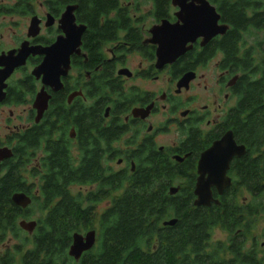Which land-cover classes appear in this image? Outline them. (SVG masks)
I'll return each mask as SVG.
<instances>
[{"label": "flooded vegetation", "instance_id": "obj_1", "mask_svg": "<svg viewBox=\"0 0 264 264\" xmlns=\"http://www.w3.org/2000/svg\"><path fill=\"white\" fill-rule=\"evenodd\" d=\"M180 1L188 11L184 15L188 27L190 23L204 22L202 14L207 3L218 15L217 26L226 30L206 41L201 30L194 27L187 35L189 40L183 53L172 63L159 66L158 44L154 43V35L160 33L157 29L165 23L183 25L177 16L180 8L173 0H0V46H6L0 47V56L11 51L16 56L22 48L27 53L25 64L15 68L4 81L0 108L19 105L29 108L26 117L16 119L18 125H6L9 134L0 136V150L7 149L12 154L0 161V167L22 147L23 178L29 194L37 195L43 165L52 151L68 155L75 170L82 163L87 165L88 160L95 161L97 173L104 178L110 174H132L140 159L159 155L183 171L181 186H189L193 194L202 154L227 133L232 134L237 146H244L237 142L234 130L243 81L250 82L253 76L246 67L247 61L253 60L250 53L254 35L252 31L235 32L228 43L230 50L226 42L233 26L224 18L223 7L226 9L225 6L237 1L246 21L254 17L261 20L264 1L224 0V6L222 0ZM252 27L247 22L241 28ZM2 30L9 34L4 37ZM77 41L78 46L69 55L68 68L60 66L64 73L60 77L61 89L43 88L49 99L36 122L33 104L43 85L32 76V71L46 59L52 47L74 45ZM184 76H189V80L178 87ZM19 89L31 91L23 102L13 99ZM11 120L9 112L6 123ZM36 129L40 132L35 137L32 133ZM252 162L253 155H247L246 148L242 156L232 157L225 174L229 185L221 193L211 186L212 201L200 208L233 205L238 210L245 208L247 219L252 220L249 207L253 198ZM244 171L247 183L239 178ZM98 186V181L71 186V192L78 194L74 201L86 206L89 203L86 197L95 194ZM243 194L246 197H239ZM104 195L96 197L97 215L109 207L110 200L106 192ZM194 200L193 194L192 204ZM99 206H103L100 212ZM21 221L35 220L19 219L17 226ZM95 229L76 233L97 234ZM34 231L1 230L0 264H23L24 255L32 248ZM222 231L229 236L228 241L216 243L227 248L231 235ZM249 234L250 231L241 236L238 232L232 238L240 236L246 251L253 250L255 242L256 251H263V227L262 242L256 237L247 241ZM71 243L72 237L67 254Z\"/></svg>", "mask_w": 264, "mask_h": 264}, {"label": "trees", "instance_id": "obj_2", "mask_svg": "<svg viewBox=\"0 0 264 264\" xmlns=\"http://www.w3.org/2000/svg\"><path fill=\"white\" fill-rule=\"evenodd\" d=\"M222 3L224 6V0ZM230 5L223 7L224 18L233 26L226 43H231L237 31H252L254 35L250 53L253 60L247 61L246 67L253 76L250 82L243 81L234 130L246 154L253 155V198L249 206L252 220L247 219L245 208L238 210L233 205L210 209L193 206L192 188L181 186L183 171L159 155L140 159L132 174H110L104 178L97 173L95 161L88 160L87 165L82 163L75 170L68 155L52 151L43 165L38 193L32 195L24 183V153L18 147L13 159L0 167V231L19 230V219L38 214L32 248L24 255L23 264H264V250L256 251L257 242L253 250L246 251L240 236L232 238L238 232L241 236L248 234L256 217L264 216V56L256 62L257 57L264 55L257 38L264 34V15L257 16L261 20L254 17L246 21L240 4L236 1ZM247 22L253 27L241 28ZM29 92L19 89L13 99L23 102ZM39 132L36 129L32 135L36 137ZM239 176L247 183V172ZM95 181L99 182L98 190L86 197L89 203H76L78 194H73L70 187ZM176 185L178 192L170 196L169 188ZM105 192L109 207L97 215L96 197L102 198ZM16 193L30 196L29 208L22 210L12 203L11 197ZM171 219L176 220L174 226L162 225ZM215 227L231 235L227 248L221 243H209ZM95 228L94 247L77 262L69 258L67 248L72 235ZM207 247L212 250L206 251Z\"/></svg>", "mask_w": 264, "mask_h": 264}, {"label": "water", "instance_id": "obj_3", "mask_svg": "<svg viewBox=\"0 0 264 264\" xmlns=\"http://www.w3.org/2000/svg\"><path fill=\"white\" fill-rule=\"evenodd\" d=\"M175 5H178L180 12L177 14L180 22L183 25H169L165 23L163 26L157 29L160 33L154 35V43L158 44L157 62L161 66L163 64L172 63L179 55L184 51V45L189 40L188 33L194 31L195 28L201 30V35L206 36V41L216 34H223L225 27H218V15L214 9L206 3V10L202 15L205 16L204 22H198L191 24L188 27L186 25V19L184 15L188 14V11L183 9L180 0H173ZM195 27V28H194ZM156 32V31H155ZM74 45H57L48 50L46 53V59L32 71V76L37 80H41L43 85L42 89L36 94L33 108L37 112L36 122H38L47 108V102L49 97L44 92V87H50L53 91L61 89L60 77L64 75L60 66H63L64 70L68 68L69 55L71 51L78 46ZM15 56L14 51L2 54L0 56V102L4 98L2 92L5 88L4 81L10 76L13 70L17 67L23 66L27 57V53L23 52V48ZM189 80V76H184L178 83V87L184 86ZM244 146H237L232 138L231 133H227L221 140L215 142L201 158L197 167V181L193 191L195 200L193 205L195 207L209 206L212 201L210 187L215 186L219 193L229 185V180L226 178V170L228 168L229 161L232 157H240L244 154ZM12 156L11 152L7 149L0 150V161L8 159ZM205 176H207L205 178ZM178 192L177 187H170L168 193L170 196L175 195ZM12 203L24 209L31 204V199L23 193H16L11 197ZM214 203L218 204L217 201ZM176 223L175 219L164 221L162 225L164 227H172ZM20 229L31 233L35 227V221H21L18 223ZM96 241L95 231H89L84 236L80 234L72 235V243L68 250V256L74 260H79L81 255L87 251H90Z\"/></svg>", "mask_w": 264, "mask_h": 264}, {"label": "rangeland", "instance_id": "obj_4", "mask_svg": "<svg viewBox=\"0 0 264 264\" xmlns=\"http://www.w3.org/2000/svg\"><path fill=\"white\" fill-rule=\"evenodd\" d=\"M264 1V0H263ZM4 34V37H6V34H9V32L7 30H2L1 31ZM258 41L262 43V46L264 47V36L263 35H259ZM250 44V43H249ZM2 47H6V46H0ZM261 48V50L264 48ZM264 55H260L259 57H257V63L261 60V58ZM28 106L27 105H19V106H12V107H1L0 108V136L5 135V134H9V132L6 130V125L9 124L10 127H12L13 125H18V121L16 120L17 118H22V117H26V113L28 111ZM9 112L12 113V117L13 120H11L9 123H6V120L9 116ZM169 138L167 139V141L169 142L171 139V136H168ZM76 191V190H75ZM245 196V194H243L242 196L239 197H243ZM246 197V196H245ZM103 206H99L98 207V212H100L102 210ZM38 217V214H34L30 220H36ZM263 227V220H262V214L258 215L255 219V223L253 224V228L252 230H250V234L247 235V241H250L251 238L256 237L258 239L259 242H262V238H261V229ZM96 230V229H95ZM80 233H83L82 231H79ZM229 236L223 232L221 229L219 228H215L212 231V237H211V245H215L216 242H222V243H226L228 241ZM27 247H30V245H28Z\"/></svg>", "mask_w": 264, "mask_h": 264}]
</instances>
